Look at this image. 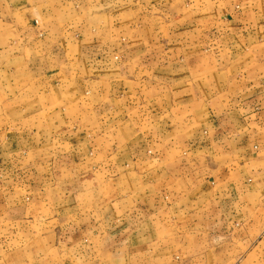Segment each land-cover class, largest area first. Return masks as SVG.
<instances>
[{"label":"crops","instance_id":"1","mask_svg":"<svg viewBox=\"0 0 264 264\" xmlns=\"http://www.w3.org/2000/svg\"><path fill=\"white\" fill-rule=\"evenodd\" d=\"M262 243L264 0H0V264Z\"/></svg>","mask_w":264,"mask_h":264},{"label":"rangeland","instance_id":"2","mask_svg":"<svg viewBox=\"0 0 264 264\" xmlns=\"http://www.w3.org/2000/svg\"><path fill=\"white\" fill-rule=\"evenodd\" d=\"M247 247H243L242 249H246ZM250 250H254L255 252H258V253H264V244H260V245H255L254 248L250 247L249 248ZM204 251V247L202 246H198L197 247V250L195 252L196 255H200L202 254V252ZM196 264H201V263H196Z\"/></svg>","mask_w":264,"mask_h":264}]
</instances>
